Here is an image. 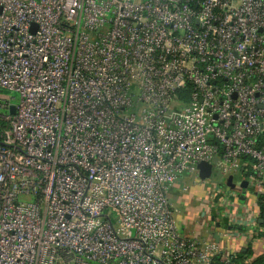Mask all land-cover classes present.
I'll return each instance as SVG.
<instances>
[{
	"label": "built area",
	"instance_id": "1",
	"mask_svg": "<svg viewBox=\"0 0 264 264\" xmlns=\"http://www.w3.org/2000/svg\"><path fill=\"white\" fill-rule=\"evenodd\" d=\"M0 89V264L237 259L166 194L215 157L263 193L264 0H0Z\"/></svg>",
	"mask_w": 264,
	"mask_h": 264
},
{
	"label": "crops",
	"instance_id": "2",
	"mask_svg": "<svg viewBox=\"0 0 264 264\" xmlns=\"http://www.w3.org/2000/svg\"><path fill=\"white\" fill-rule=\"evenodd\" d=\"M247 171L232 176L235 185H239L241 181L248 182L242 204L238 202V195L233 197L231 194L234 193L227 187L225 188L229 193L228 197L223 198L217 194L215 188L194 184L192 178L188 176H182L173 183L166 197L179 233L187 238H198L214 243L216 242L213 235L217 233L219 235L217 244L227 252L236 255L246 254L242 259L252 253L257 258L263 257L264 241L253 233L260 232L258 225L262 222L257 211L259 209L257 199L260 194L258 189L251 187L249 176H245ZM215 181L216 179H213L212 182ZM208 183L210 184L211 181ZM233 201L235 204L232 203ZM231 215L238 216L241 220H229ZM222 218L226 220V225L217 226ZM253 219L255 222L252 221Z\"/></svg>",
	"mask_w": 264,
	"mask_h": 264
},
{
	"label": "water",
	"instance_id": "3",
	"mask_svg": "<svg viewBox=\"0 0 264 264\" xmlns=\"http://www.w3.org/2000/svg\"><path fill=\"white\" fill-rule=\"evenodd\" d=\"M9 113L14 114V107L9 108ZM216 162H217V158L215 157L211 161V163L202 162L196 166L197 171H198L197 175L201 181L210 180V178L214 175L213 174V164H215ZM232 179H233L232 176H228L225 180V186L228 188L230 192L234 193L235 195H238V202L242 204L244 202L245 190L247 189L248 183L246 181H241L239 185H235L232 182ZM217 226H219V223L217 224ZM213 239L217 243L219 240V235L215 233L213 235Z\"/></svg>",
	"mask_w": 264,
	"mask_h": 264
},
{
	"label": "trees",
	"instance_id": "4",
	"mask_svg": "<svg viewBox=\"0 0 264 264\" xmlns=\"http://www.w3.org/2000/svg\"><path fill=\"white\" fill-rule=\"evenodd\" d=\"M184 102H186V96L184 97V98H181ZM260 140H261V143L262 142H264V134L260 137ZM251 175V173L249 172V171H247L246 173H245V176L246 177H248V176H250ZM263 187H264V185H263ZM257 202H258V206H259V209H258V211H259V216H260V219H261V224H259L258 226H259V228H260V232H258V233H255L256 234V237L258 236V238H260V239H262L263 241H264V205H263V202H264V190H263V193L262 194H260L259 196H258V199H257ZM218 223L223 227V226H225L226 225V220L225 219H220L219 221H218ZM244 255H246V254H243V255H241V254H237L236 255V260L234 261V263L233 264H240V261H241V259H242V257L244 256ZM255 264H264V256L263 257H260V258H258L256 261H255Z\"/></svg>",
	"mask_w": 264,
	"mask_h": 264
},
{
	"label": "rangeland",
	"instance_id": "5",
	"mask_svg": "<svg viewBox=\"0 0 264 264\" xmlns=\"http://www.w3.org/2000/svg\"><path fill=\"white\" fill-rule=\"evenodd\" d=\"M17 100H18V98H17V95L15 93L0 89V102L1 101H4V102L5 101H9L10 105H16ZM6 113H7L6 110L0 109V115H5ZM0 122H1V120H0ZM212 181H213V179H211V182ZM198 184L199 185L203 184L205 186V188H210V189H211L212 185L214 186L213 183L212 184H209V183L207 184V183H204V181L198 182ZM206 219L207 218H205V220Z\"/></svg>",
	"mask_w": 264,
	"mask_h": 264
}]
</instances>
